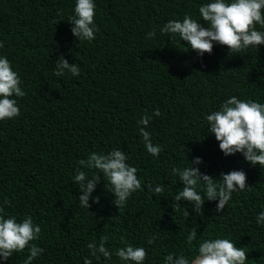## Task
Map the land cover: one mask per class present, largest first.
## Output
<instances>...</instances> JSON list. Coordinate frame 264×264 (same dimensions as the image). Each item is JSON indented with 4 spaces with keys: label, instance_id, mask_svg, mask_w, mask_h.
<instances>
[{
    "label": "trees",
    "instance_id": "trees-1",
    "mask_svg": "<svg viewBox=\"0 0 264 264\" xmlns=\"http://www.w3.org/2000/svg\"><path fill=\"white\" fill-rule=\"evenodd\" d=\"M209 2L94 0L95 39L80 42L70 30L76 0H0V57L9 60L25 92L13 97L20 115L0 121V206L5 218L19 222L30 216L40 226L32 243L44 251L32 264H84L85 258L124 264L115 253L127 244L145 248L144 264H164L168 254L191 262L203 241L217 238L243 247L246 264H264V224L256 222L264 212V168L240 153L226 157L205 119L233 96L264 103V45L239 54L214 45L200 57L178 36L160 32L185 15L207 27L198 9ZM153 29L156 36L146 38ZM61 55L78 64L79 76L53 74ZM156 109L159 117L152 116ZM144 115L152 117L145 130L162 148L158 157L147 153L140 135ZM114 149L137 169L142 190L117 210L101 174L92 193L99 202L90 199L87 211L79 206L82 193L74 183L78 161ZM197 157L199 165L192 163ZM189 163L213 179L243 171L247 189L232 193L221 212L202 187L197 189L205 199L202 213L187 201L175 208L183 184L172 169ZM81 170L89 178L95 171ZM155 186L164 191L156 194ZM194 227L197 238L187 244ZM104 236L112 257L97 260L87 245L98 246ZM28 255L25 249L0 264H24Z\"/></svg>",
    "mask_w": 264,
    "mask_h": 264
},
{
    "label": "clouds",
    "instance_id": "clouds-1",
    "mask_svg": "<svg viewBox=\"0 0 264 264\" xmlns=\"http://www.w3.org/2000/svg\"><path fill=\"white\" fill-rule=\"evenodd\" d=\"M96 5L94 0H76L74 15L70 19L71 33L75 40L91 42L95 39L94 27ZM201 22L185 15L182 22L170 20L160 29L161 34H170L173 39L179 37L180 42H186L188 47L202 57L211 54L214 45L224 46L229 54H239L249 47L258 49L264 45V31L257 30V25L264 28V0H212L199 7ZM156 31L146 34V38H154ZM3 48V42H0ZM66 73L73 77L80 75L78 64H69L61 55L55 64L54 75L62 77ZM25 92L21 88L19 74L12 69V65L6 57H0V121L12 120L20 115L17 100L13 97H24ZM159 109L152 116L159 117ZM151 116L144 115L139 123L143 125L140 135L147 153L158 157L162 151L161 146L154 145L151 134L145 129L148 127ZM208 133L214 135L219 144V150L227 157L240 153L244 160L252 166L264 168V103L240 100L233 96L224 102L219 110L213 111L205 117ZM128 157L122 150L114 149L108 154L92 153L87 160L78 161L80 168L76 170L74 183L79 186V206L89 209V200L99 202V197H93L97 184L101 179L107 180L110 193L114 196L113 204L117 208H123L128 198L137 190H142L141 180L137 177V169L126 161ZM196 165L202 163L197 157L192 162ZM190 164V163H189ZM81 169L95 170L89 178ZM172 173L178 175L183 188L175 195V208H181L180 202L187 201L192 205V211L202 213L205 199L197 191L202 187L207 201H217L216 212L224 210L231 199V194L236 191H244L246 188V174L243 171L233 170L227 174L221 173L219 179L201 174L199 168L190 167L184 169L173 168ZM154 192L160 194L163 186H155ZM4 204H8L5 200ZM0 206V260L7 261L13 254L21 253L28 249L29 255L24 264H32V261L43 253L33 241H36L41 233L39 225L34 224L32 217L26 216L17 221L14 216L5 218ZM174 211V209H173ZM89 213V212H88ZM89 215H91L89 213ZM183 215L187 219L189 212L183 207ZM258 225L264 224V212L256 216ZM197 238L196 227L192 228L187 237V244H191ZM155 237L148 240V244L154 242ZM107 236L101 238L99 245L89 243L88 249L91 256L106 260L112 257L111 251L105 247ZM121 242H124L123 237ZM115 255L124 264H144L147 252L144 247H134L127 244L117 249ZM244 248L236 247L232 241L226 238H217L203 241L198 248V254L191 260L183 255L168 254L164 264H246ZM84 264H92V260L85 258Z\"/></svg>",
    "mask_w": 264,
    "mask_h": 264
}]
</instances>
